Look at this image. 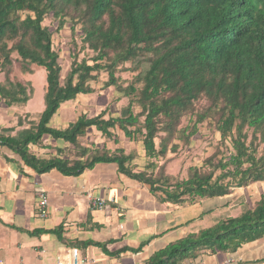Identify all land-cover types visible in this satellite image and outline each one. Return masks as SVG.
Segmentation results:
<instances>
[{
  "label": "trees",
  "instance_id": "1",
  "mask_svg": "<svg viewBox=\"0 0 264 264\" xmlns=\"http://www.w3.org/2000/svg\"><path fill=\"white\" fill-rule=\"evenodd\" d=\"M47 16L57 30L70 23L78 35L79 26L80 48L94 53L79 62L71 56L63 78L53 32L44 24ZM14 63L21 72H29L31 65L45 69L44 108L37 119L17 116L16 130L1 129L0 145L38 174L55 169L77 176L97 163H115L120 173L159 193L161 203L177 205L264 185V0H0V96L8 106L25 104L32 95L31 86L14 78ZM131 70L134 78L124 85L121 73ZM101 72L107 74L106 88L114 86L128 98L120 114L105 118L103 109L93 116L80 114L64 128L53 127L51 119L63 103L95 92L90 82ZM183 120L186 126L178 129ZM204 121L219 133L227 156L216 162L209 157L207 169L188 167L184 178L154 176L155 159L176 150L169 142L179 130L189 144ZM91 127L115 143L122 135L140 141L150 162L137 169L124 147L85 145ZM47 137L60 142L53 147L55 154L43 144ZM34 146L43 157L31 151ZM263 235L264 189L240 215L168 244L145 264H177L199 253L235 251ZM75 244L114 254L105 243Z\"/></svg>",
  "mask_w": 264,
  "mask_h": 264
},
{
  "label": "crops",
  "instance_id": "2",
  "mask_svg": "<svg viewBox=\"0 0 264 264\" xmlns=\"http://www.w3.org/2000/svg\"><path fill=\"white\" fill-rule=\"evenodd\" d=\"M65 104L56 113L58 118L51 119L56 121L55 128H64L77 119L71 112H62ZM28 115L8 106L0 96V131L9 127L16 130L17 116ZM93 132L104 137L92 127L85 145L89 146ZM106 139L110 141L108 146V142L103 144L112 150L123 147L121 138L112 145V140ZM43 142L50 145L52 149L47 151L51 154L60 144L48 137ZM31 151L37 155L41 152L43 157L38 147ZM136 164L133 158L132 165ZM41 193L47 197L43 216L39 210ZM159 196L151 194L148 185L120 173L115 163H97L77 176H66L55 169L38 174L19 154L0 145V264H57L56 257L71 246L78 248L84 264H145L168 244L215 224L211 217H221L233 199L231 193L177 205L161 203ZM97 198L105 200L103 208L93 206ZM87 241L105 243L114 254L95 245L75 244ZM177 264H264V235L235 251L205 252Z\"/></svg>",
  "mask_w": 264,
  "mask_h": 264
},
{
  "label": "rangeland",
  "instance_id": "3",
  "mask_svg": "<svg viewBox=\"0 0 264 264\" xmlns=\"http://www.w3.org/2000/svg\"><path fill=\"white\" fill-rule=\"evenodd\" d=\"M22 17H24V15ZM44 24H48L51 31L53 32V48L55 51H58V62L61 66L62 78L67 74L70 69L71 63L73 62L71 56L75 54L76 57L74 58L78 62L81 61L82 58L93 56L94 53L88 51V49L80 48L81 41L79 36V26H76V31H78L79 34L75 35L70 30V23H65L64 27L61 30H57L56 23H54V21L52 22L50 17L47 16L44 19ZM126 67H130V64L126 63ZM134 74L135 73L132 70L124 71L121 73V77L126 81L124 85H126L130 80L134 78ZM13 76L22 83L31 86L30 88L32 89V95L28 102H26L25 104H15L12 107L16 108L22 113L28 112L30 113V118L37 119L39 114L43 110V94L46 85L45 69L42 66L31 65L29 72H21V70L19 69V65L17 63H14ZM2 79L3 74L0 73V81ZM106 80L107 74L101 72L99 77L95 81L90 82V85L95 88V92L88 95L79 94L75 99L68 101L66 104L64 103L65 105L62 106V112H71L73 115L78 117L83 113H87V115L93 116L98 114L101 110L107 109L105 118L111 115H119L121 108L128 103V98L118 93L114 86L106 88L103 85ZM202 102L204 103V101ZM134 111L139 112L138 107H135ZM57 115L58 114H56L54 117L58 118ZM186 123L187 122L183 120V122L178 126V129L186 126ZM209 123H211V121H204V123L199 125V132L191 137V139L189 140V144L183 141L182 138L184 136L180 135L179 130V133H177L169 142V147H171L172 144H175L177 146L176 150L168 151L166 158L155 159L156 167H154V169L152 170L153 175L160 176L162 173L164 174V176L166 174H171L176 175L178 178H184L187 176L188 167H200L201 165L205 166L204 163L206 159L211 156L215 158V162L224 155L227 156V146L224 145V143L219 142V133L216 132L215 129L209 125ZM50 124L55 127L56 121H53ZM91 129L92 127L89 130ZM186 132L188 131L186 130ZM98 134L99 133L97 132H93V134L90 136L91 138L89 139V145L93 144L96 146H101L104 142H108V139L102 136H98ZM250 138L251 130L249 132L248 140H250ZM121 140L123 141V147L129 152H132L134 156V162H137L136 167L144 169L149 159H146L143 154L144 149L142 143L140 141H128L126 138H124L123 135L121 136ZM87 141L88 140H86V142ZM109 142L107 143V146ZM112 143L114 142L112 141L111 145ZM262 149L263 145L260 144L257 146L258 153H261ZM205 167L207 169V166ZM263 189V183L251 184L247 187L234 188L232 191L233 199H231L228 204V210L219 218L217 216L211 217V219H213V222L211 223H216L222 218L237 216L240 212V209L253 205L254 200L259 197V193ZM151 194L153 193L151 192ZM245 197L247 198V200H245ZM201 254L202 253H199L196 257ZM194 258L187 257L183 260H194Z\"/></svg>",
  "mask_w": 264,
  "mask_h": 264
},
{
  "label": "built area",
  "instance_id": "4",
  "mask_svg": "<svg viewBox=\"0 0 264 264\" xmlns=\"http://www.w3.org/2000/svg\"><path fill=\"white\" fill-rule=\"evenodd\" d=\"M106 204L105 200L102 198H97L93 200V206L96 208H103ZM47 207V197L45 194H40L39 200V210L40 215L43 216L46 213ZM64 255L57 256V264H84L85 258L80 254V251L76 247L68 248Z\"/></svg>",
  "mask_w": 264,
  "mask_h": 264
},
{
  "label": "bare ground",
  "instance_id": "5",
  "mask_svg": "<svg viewBox=\"0 0 264 264\" xmlns=\"http://www.w3.org/2000/svg\"><path fill=\"white\" fill-rule=\"evenodd\" d=\"M169 200V199H168Z\"/></svg>",
  "mask_w": 264,
  "mask_h": 264
}]
</instances>
